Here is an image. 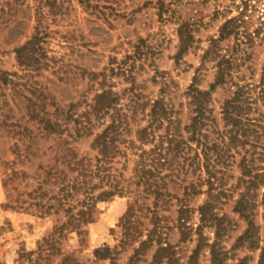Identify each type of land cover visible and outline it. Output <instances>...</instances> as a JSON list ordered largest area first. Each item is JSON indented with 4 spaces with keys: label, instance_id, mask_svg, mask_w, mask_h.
Returning a JSON list of instances; mask_svg holds the SVG:
<instances>
[{
    "label": "rangeland",
    "instance_id": "obj_1",
    "mask_svg": "<svg viewBox=\"0 0 264 264\" xmlns=\"http://www.w3.org/2000/svg\"><path fill=\"white\" fill-rule=\"evenodd\" d=\"M262 252L264 0H0V264Z\"/></svg>",
    "mask_w": 264,
    "mask_h": 264
},
{
    "label": "trees",
    "instance_id": "obj_2",
    "mask_svg": "<svg viewBox=\"0 0 264 264\" xmlns=\"http://www.w3.org/2000/svg\"><path fill=\"white\" fill-rule=\"evenodd\" d=\"M227 24L229 23H226L225 26H227ZM230 30L229 29L227 30L226 28V32H229ZM191 41H192V35L188 33L182 34V48L183 49L188 47ZM229 60L230 59H226V61H229ZM228 73H229L228 68L223 66V61H220L217 79H216V82L212 84V86L215 87L218 83H223L226 80V76L228 75ZM190 93L192 97V102L195 104L194 111L196 114L189 128H192L193 133L196 134L200 126L199 124L200 122H202V119L204 118V115L206 114V105H207L206 101L208 100V96L211 94V91L201 89L193 84L190 87ZM239 101H240V98L239 96L236 95L233 98L228 99L226 103L224 104V108H223L225 118L228 121H232L234 125L235 124L238 125L240 122V118H241V113H240L241 110H239V107H238ZM169 113H170L169 109L165 107V105L161 103V101H157L152 108V115H154L155 118H157V116L158 117L163 116L164 118H168L170 120L171 118H170ZM102 136H105V135H102ZM102 138L105 139L106 137H102ZM172 139L173 138L170 139V142H172ZM104 145L107 147V143L105 142V140H104ZM207 206H208L207 203L202 204L200 206L201 212H203V210ZM263 262H264V253L262 252L260 264H263Z\"/></svg>",
    "mask_w": 264,
    "mask_h": 264
}]
</instances>
